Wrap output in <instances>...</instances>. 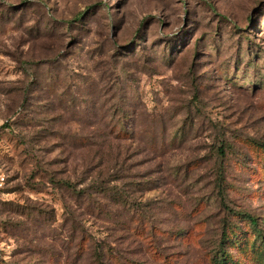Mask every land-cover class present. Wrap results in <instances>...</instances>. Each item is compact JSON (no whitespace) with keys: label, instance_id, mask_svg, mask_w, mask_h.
Wrapping results in <instances>:
<instances>
[{"label":"rangeland","instance_id":"rangeland-1","mask_svg":"<svg viewBox=\"0 0 264 264\" xmlns=\"http://www.w3.org/2000/svg\"><path fill=\"white\" fill-rule=\"evenodd\" d=\"M0 171V264H264V0H0Z\"/></svg>","mask_w":264,"mask_h":264},{"label":"trees","instance_id":"trees-1","mask_svg":"<svg viewBox=\"0 0 264 264\" xmlns=\"http://www.w3.org/2000/svg\"><path fill=\"white\" fill-rule=\"evenodd\" d=\"M113 136H111L113 138V140H119L121 139V137L123 136V134L121 132H113L112 133ZM251 223L254 222V220H251L250 221ZM216 254H215V257L217 256V262L219 264H227L228 261H229V258L226 256L227 254H225V248L222 246L220 248H217L216 249Z\"/></svg>","mask_w":264,"mask_h":264},{"label":"built area","instance_id":"built-area-1","mask_svg":"<svg viewBox=\"0 0 264 264\" xmlns=\"http://www.w3.org/2000/svg\"><path fill=\"white\" fill-rule=\"evenodd\" d=\"M6 178L3 172L0 171V188L5 184Z\"/></svg>","mask_w":264,"mask_h":264}]
</instances>
